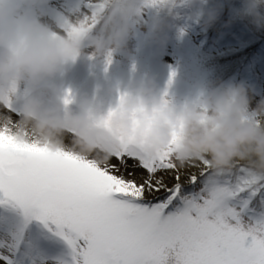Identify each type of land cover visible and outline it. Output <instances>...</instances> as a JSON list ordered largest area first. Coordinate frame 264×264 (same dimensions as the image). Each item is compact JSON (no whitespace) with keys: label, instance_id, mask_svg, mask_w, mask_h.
<instances>
[{"label":"snow or ice","instance_id":"6c2138e0","mask_svg":"<svg viewBox=\"0 0 264 264\" xmlns=\"http://www.w3.org/2000/svg\"><path fill=\"white\" fill-rule=\"evenodd\" d=\"M61 7L91 27L104 3ZM0 264H264V177L242 165L216 177L206 162L181 168L170 151L149 159L127 144L99 165L21 142L5 123Z\"/></svg>","mask_w":264,"mask_h":264},{"label":"clouds","instance_id":"9594fccd","mask_svg":"<svg viewBox=\"0 0 264 264\" xmlns=\"http://www.w3.org/2000/svg\"><path fill=\"white\" fill-rule=\"evenodd\" d=\"M59 2L63 6L68 0ZM103 3L88 27L82 23L86 13L75 7L58 8L60 16L49 17L46 9L54 0H0V125L10 124L21 142L67 150L99 165L127 144L149 159L170 151L181 168L206 162L216 177L241 165L264 177V96L257 98L246 83L221 82L176 106L166 92L157 94L154 80L148 79L122 94L106 113L93 110L87 100L78 111L68 109L51 83L82 57L107 61L127 52L137 30L163 46L178 8L188 9V19L207 29L221 20L227 4L224 27L247 20L264 28V0H239L238 5L231 0ZM146 6L156 9L150 17Z\"/></svg>","mask_w":264,"mask_h":264},{"label":"rangeland","instance_id":"374dc122","mask_svg":"<svg viewBox=\"0 0 264 264\" xmlns=\"http://www.w3.org/2000/svg\"><path fill=\"white\" fill-rule=\"evenodd\" d=\"M57 2L54 0L46 9L54 19L58 18ZM231 3L238 5L239 0ZM154 11L146 6L145 16L150 17ZM175 11L176 19L162 50L153 51L146 33L137 30L128 51L114 54L110 64L103 58L86 57L70 64L51 82L59 90L61 102L70 93L68 109L78 111L80 103L87 100L93 110L106 113L117 105L122 94L148 79L154 80L157 94L166 92L167 99L176 106L194 101L209 89L210 82H243L254 89L257 98L264 96V33L260 29L247 20L224 27L229 19L227 4L220 24L207 29L188 19V9ZM247 49L252 56L246 67L224 81L223 77L212 78L200 65L202 60L233 59Z\"/></svg>","mask_w":264,"mask_h":264},{"label":"trees","instance_id":"16d2710c","mask_svg":"<svg viewBox=\"0 0 264 264\" xmlns=\"http://www.w3.org/2000/svg\"><path fill=\"white\" fill-rule=\"evenodd\" d=\"M221 20H223V17H221ZM220 21L217 23L220 24ZM260 31L264 33V28H261ZM151 45V49L153 51L162 50V46L160 45L153 43ZM251 56L252 53L250 49H247L244 53L236 55L233 59H214L211 61L202 60L200 65L205 71L212 75V78L214 77L215 79H220L223 77L222 81H224L227 77L233 76L238 70L244 69L247 62L251 59ZM212 83L213 82H210L207 87L212 86Z\"/></svg>","mask_w":264,"mask_h":264}]
</instances>
